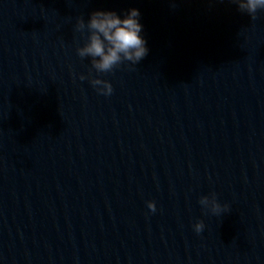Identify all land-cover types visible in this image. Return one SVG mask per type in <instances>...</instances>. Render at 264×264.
Segmentation results:
<instances>
[{
    "label": "water",
    "instance_id": "95a60500",
    "mask_svg": "<svg viewBox=\"0 0 264 264\" xmlns=\"http://www.w3.org/2000/svg\"><path fill=\"white\" fill-rule=\"evenodd\" d=\"M132 6L147 54L97 73L77 17ZM0 264H264V11L0 0Z\"/></svg>",
    "mask_w": 264,
    "mask_h": 264
},
{
    "label": "clouds",
    "instance_id": "9594fccd",
    "mask_svg": "<svg viewBox=\"0 0 264 264\" xmlns=\"http://www.w3.org/2000/svg\"><path fill=\"white\" fill-rule=\"evenodd\" d=\"M232 2L239 11L247 13L252 19L257 17L258 12L264 11V0ZM142 28L140 10L135 6L121 13L114 9H94L89 13L87 21L82 17L76 19L75 29L84 36V42L76 47V52L81 58L88 57L97 73L111 72L124 61L136 65L148 52ZM80 78L84 79V74ZM88 79L98 93L105 96L112 93L113 86L108 79L100 75L89 76ZM199 203L213 213L228 209L227 204L221 205L217 201L215 193L200 196ZM146 204L149 210L155 211V201L148 200ZM192 227L199 233L204 227L203 220H197Z\"/></svg>",
    "mask_w": 264,
    "mask_h": 264
}]
</instances>
